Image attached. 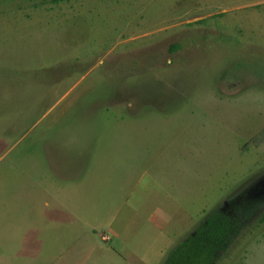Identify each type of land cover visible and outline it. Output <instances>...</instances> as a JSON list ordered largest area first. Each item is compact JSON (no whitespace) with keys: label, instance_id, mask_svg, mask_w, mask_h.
<instances>
[{"label":"rangeland","instance_id":"374dc122","mask_svg":"<svg viewBox=\"0 0 264 264\" xmlns=\"http://www.w3.org/2000/svg\"><path fill=\"white\" fill-rule=\"evenodd\" d=\"M263 176L264 0H0V264H264Z\"/></svg>","mask_w":264,"mask_h":264},{"label":"trees","instance_id":"16d2710c","mask_svg":"<svg viewBox=\"0 0 264 264\" xmlns=\"http://www.w3.org/2000/svg\"><path fill=\"white\" fill-rule=\"evenodd\" d=\"M252 210L249 203L238 200L223 202L179 238L160 264H216ZM263 219L264 216L260 221Z\"/></svg>","mask_w":264,"mask_h":264},{"label":"water","instance_id":"95a60500","mask_svg":"<svg viewBox=\"0 0 264 264\" xmlns=\"http://www.w3.org/2000/svg\"><path fill=\"white\" fill-rule=\"evenodd\" d=\"M252 191L256 193L258 192L259 195L264 196V176L261 177L251 188Z\"/></svg>","mask_w":264,"mask_h":264},{"label":"crops","instance_id":"0c3cea01","mask_svg":"<svg viewBox=\"0 0 264 264\" xmlns=\"http://www.w3.org/2000/svg\"><path fill=\"white\" fill-rule=\"evenodd\" d=\"M106 238H108V236H106Z\"/></svg>","mask_w":264,"mask_h":264}]
</instances>
